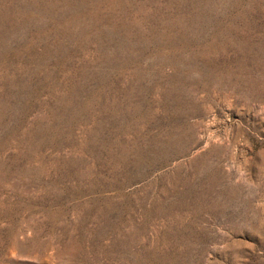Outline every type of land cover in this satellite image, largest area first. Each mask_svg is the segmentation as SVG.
Instances as JSON below:
<instances>
[{
  "label": "rangeland",
  "instance_id": "374dc122",
  "mask_svg": "<svg viewBox=\"0 0 264 264\" xmlns=\"http://www.w3.org/2000/svg\"><path fill=\"white\" fill-rule=\"evenodd\" d=\"M0 264H264V0H0Z\"/></svg>",
  "mask_w": 264,
  "mask_h": 264
}]
</instances>
